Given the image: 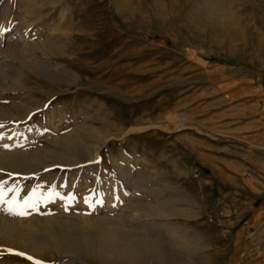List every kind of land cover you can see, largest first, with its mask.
<instances>
[{"label":"rangeland","instance_id":"1","mask_svg":"<svg viewBox=\"0 0 264 264\" xmlns=\"http://www.w3.org/2000/svg\"><path fill=\"white\" fill-rule=\"evenodd\" d=\"M0 29V181L58 193L0 203V264H264V0H0Z\"/></svg>","mask_w":264,"mask_h":264},{"label":"snow or ice","instance_id":"2","mask_svg":"<svg viewBox=\"0 0 264 264\" xmlns=\"http://www.w3.org/2000/svg\"><path fill=\"white\" fill-rule=\"evenodd\" d=\"M7 147V145H5ZM7 184V181H0V203L5 204L7 206V210L9 213L23 216L25 215V212L23 211L24 208L27 207H36V204L39 202L51 200L54 196L58 195L53 190L49 191V194L47 196H43L42 193L38 192L39 186L37 188H34L31 192L28 193L26 197H24L22 200H18L17 197L20 194V189L18 186H12V187H5ZM11 194V195H9ZM43 196V201L41 200V197ZM87 203V199L85 201ZM13 251V250H9ZM20 256H25L29 261H32L33 264H43V262L35 260L32 256L27 255L26 253L18 252L16 253Z\"/></svg>","mask_w":264,"mask_h":264},{"label":"bare ground","instance_id":"3","mask_svg":"<svg viewBox=\"0 0 264 264\" xmlns=\"http://www.w3.org/2000/svg\"><path fill=\"white\" fill-rule=\"evenodd\" d=\"M1 30V29H0ZM15 41V40H14ZM14 52V51H13ZM43 55V54H42ZM175 116V115H174ZM172 116V118L174 117ZM177 117H175V121L176 122H181V120L183 119V116L182 115H176ZM171 118V117H170ZM185 119V118H184ZM174 121V122H175ZM183 121V120H182ZM178 124V123H177ZM177 126V125H176ZM180 126V125H179ZM118 229V228H117ZM59 238L62 237L63 240L66 239L68 240V242L66 241V243H73V242H78L79 240H81L80 242H83V241H87L88 239L86 238L87 235H78V234H73L69 231H66V232H63V233H59ZM111 235L114 236L116 238V241L115 242H118V234L116 232H111ZM113 237V238H114ZM124 238V237H123ZM122 238V239H123ZM126 238V237H125ZM70 239H73V240H70ZM121 239V238H120ZM144 239V238H143ZM141 239V240H143ZM121 241V240H119ZM124 241V240H123ZM122 241V242H123ZM144 242V241H143ZM119 244V242H118ZM123 244V243H122ZM107 250H105V252L107 253V255L109 257H118V261H125L127 260L130 264H136L137 263V257L135 255H133L132 253H128V252H125L123 251L122 248L120 247H117L116 246H111V245H107V247H105ZM127 262V263H128Z\"/></svg>","mask_w":264,"mask_h":264}]
</instances>
